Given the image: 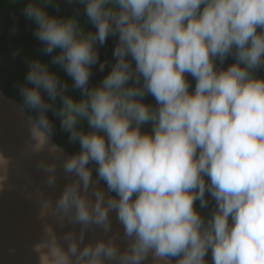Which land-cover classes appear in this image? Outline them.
Returning a JSON list of instances; mask_svg holds the SVG:
<instances>
[{
    "label": "clouds",
    "instance_id": "clouds-1",
    "mask_svg": "<svg viewBox=\"0 0 264 264\" xmlns=\"http://www.w3.org/2000/svg\"><path fill=\"white\" fill-rule=\"evenodd\" d=\"M21 13L48 57L25 56L14 85L29 149L49 188L60 157L71 177L55 200L28 193L55 220L38 264H264V0H25ZM11 164L0 151V192Z\"/></svg>",
    "mask_w": 264,
    "mask_h": 264
},
{
    "label": "water",
    "instance_id": "water-1",
    "mask_svg": "<svg viewBox=\"0 0 264 264\" xmlns=\"http://www.w3.org/2000/svg\"><path fill=\"white\" fill-rule=\"evenodd\" d=\"M27 121L28 113L0 87V151L12 159L8 186L0 192V264H38L32 245L42 237L43 224L55 223V220L49 217L42 221L36 197L30 198L28 193L40 188L55 200L71 179L64 174L63 157H60L57 182L51 188L46 185L45 174L36 167L40 156L29 149ZM53 142L56 143L54 139ZM68 154L65 149V155ZM42 155L51 159L54 154L45 152ZM118 228L119 224L114 222L113 231ZM100 235L102 233L96 230L90 232L88 238ZM120 239L123 244L122 229Z\"/></svg>",
    "mask_w": 264,
    "mask_h": 264
},
{
    "label": "trees",
    "instance_id": "trees-1",
    "mask_svg": "<svg viewBox=\"0 0 264 264\" xmlns=\"http://www.w3.org/2000/svg\"><path fill=\"white\" fill-rule=\"evenodd\" d=\"M24 2L25 0H0V87L9 97L16 99L19 103L20 97L14 85L17 82H22L27 71L24 57L39 55L43 59H48V57H43L37 50L39 45L32 36L33 26L28 24L21 13ZM72 10L71 6H65L64 11L70 13ZM13 23L19 26V31L15 35H11L9 32ZM112 47L113 43L110 39L105 48L101 50L102 58L111 56ZM16 48H22L23 51L20 56L13 59L12 52ZM232 62L229 59L225 66ZM102 75L103 73H96L94 79H98ZM260 75H264V70L260 72ZM148 100L151 102L152 98L148 97ZM54 140L70 154L76 150L77 146L67 144V136L64 134L58 133ZM210 208L211 205H209V208L202 210L205 215L210 211Z\"/></svg>",
    "mask_w": 264,
    "mask_h": 264
}]
</instances>
